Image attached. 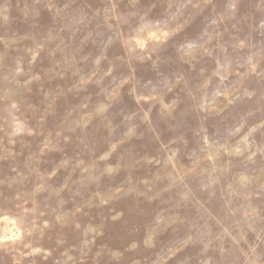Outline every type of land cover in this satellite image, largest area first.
<instances>
[{
	"label": "rangeland",
	"instance_id": "374dc122",
	"mask_svg": "<svg viewBox=\"0 0 264 264\" xmlns=\"http://www.w3.org/2000/svg\"><path fill=\"white\" fill-rule=\"evenodd\" d=\"M0 264H264V0H0Z\"/></svg>",
	"mask_w": 264,
	"mask_h": 264
}]
</instances>
